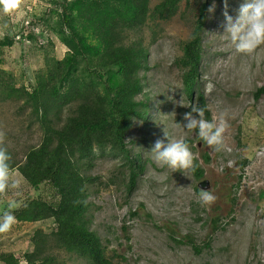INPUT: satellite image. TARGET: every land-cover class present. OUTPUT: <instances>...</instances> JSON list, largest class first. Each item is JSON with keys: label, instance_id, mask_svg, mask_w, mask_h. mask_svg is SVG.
Here are the masks:
<instances>
[{"label": "rangeland", "instance_id": "1", "mask_svg": "<svg viewBox=\"0 0 264 264\" xmlns=\"http://www.w3.org/2000/svg\"><path fill=\"white\" fill-rule=\"evenodd\" d=\"M160 1L150 0L149 8ZM243 2L228 0L227 13L233 20ZM203 3L207 10L196 91L204 97L209 120L222 116L227 121L221 151L177 126L185 123L183 115L191 109L175 61ZM212 4L213 0H182L172 17L126 32L128 42L147 49L139 96L146 116L132 121L124 139L143 171L127 194L128 164L108 149L95 151L94 158L79 165L81 175L91 179L86 199L90 230L114 264H264V95L254 97L264 87V45L252 54L238 53L223 36L224 0H215V10L209 13ZM61 19L59 0H22L13 13L0 11V70L13 78L16 88L31 89L35 73L46 61L66 54L58 36L64 30ZM181 98L184 107L175 103ZM69 109L56 111L61 121ZM163 129L170 138L189 145L194 165L202 171L199 179L193 171L174 172L154 161L150 151L157 139L164 138ZM0 132L5 133L3 146L15 162H22L43 136L30 109L14 100L0 99ZM12 170L21 181V194L16 196L13 190L0 194V214L12 200H18V206L34 197L53 200L46 185L31 191ZM201 189L216 197L212 204L200 202ZM54 228L51 219L16 222L8 233L0 234V252L22 257L32 250L36 232L50 236ZM52 253L56 264H87L73 253L58 249Z\"/></svg>", "mask_w": 264, "mask_h": 264}, {"label": "trees", "instance_id": "2", "mask_svg": "<svg viewBox=\"0 0 264 264\" xmlns=\"http://www.w3.org/2000/svg\"><path fill=\"white\" fill-rule=\"evenodd\" d=\"M59 1L64 30L58 36L67 49L63 58L47 60L35 73L31 89L16 88L13 78L0 70V99L21 101L43 133L40 144L29 149L22 162L11 158L10 167L31 191L46 185L54 194L52 201L30 198L12 212L16 222L51 219L55 228L50 236L36 232L31 238L32 250L22 257L0 252V264H56L54 249L76 254L87 264H114L90 230L86 199L91 179L81 175L79 165L94 158L95 151L108 149L128 164L125 189L132 193L144 165L130 155L124 139L132 121L146 116V104L139 96L147 49L128 42L126 32L150 20L172 17L182 0H161L152 9L150 0ZM206 10L207 4H201L189 39L175 61L190 106L206 107L203 95L196 91ZM6 43L11 46L13 41L6 39ZM261 95L264 87L254 97ZM64 108H70L69 114L61 121L56 111ZM205 118L209 120L208 110ZM245 162L242 160L241 168ZM193 173L196 179L202 175L197 165ZM195 251L199 253V249Z\"/></svg>", "mask_w": 264, "mask_h": 264}, {"label": "clouds", "instance_id": "3", "mask_svg": "<svg viewBox=\"0 0 264 264\" xmlns=\"http://www.w3.org/2000/svg\"><path fill=\"white\" fill-rule=\"evenodd\" d=\"M22 0H0V11L5 14H11L16 11ZM228 0H224V19L222 25L224 34L228 41L234 46L235 50L241 54H252L255 50L264 45V0H244L238 10L235 20L227 13ZM215 0L208 9L209 13L215 10ZM208 88L212 85L208 84ZM184 107L183 99L175 102ZM191 111L183 115L185 123L177 126L187 132L197 133L200 140L205 142L215 151H221L224 148V134L228 127L225 118L215 117L212 120L205 118L206 107H200L196 104L190 106ZM175 117V112L171 114ZM164 138L157 139L151 149L154 161L160 166H166L174 172L195 171L194 154L189 145L182 139H172L167 131L163 129ZM5 133L0 132V194H6L13 190L16 196L21 194V181L17 179L10 167L11 156L7 148L3 146ZM167 140V143H165ZM216 197L210 190H200L199 200L203 204H212ZM19 204L18 200H12L8 204V210L0 214V234L8 233L16 223L12 209ZM27 264V261L24 262Z\"/></svg>", "mask_w": 264, "mask_h": 264}]
</instances>
